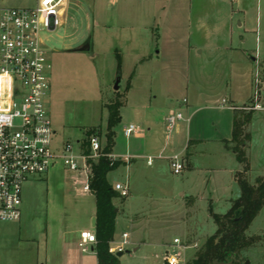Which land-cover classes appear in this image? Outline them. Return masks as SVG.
Instances as JSON below:
<instances>
[{"label":"rangeland","instance_id":"1","mask_svg":"<svg viewBox=\"0 0 264 264\" xmlns=\"http://www.w3.org/2000/svg\"><path fill=\"white\" fill-rule=\"evenodd\" d=\"M160 1L68 0L64 24L42 34L52 68L47 107L57 153L70 143L72 155L80 156L83 143L91 137L99 139L102 149L106 106L117 100L124 103L113 151L120 160L130 157L136 161L109 175L111 181H130V196L119 199V203L126 199V216L120 218L116 243L123 242L124 233L130 235L124 254L118 257L121 264H165L166 249L180 253L181 262L187 264L217 231L211 210L224 214L231 206L226 199L241 196L239 185L223 171L226 164L236 168L238 162L231 154L230 160L220 157L219 127L214 125L219 118L213 110L216 97L198 105L194 102L199 89L216 93L221 79L218 63L205 56L188 55L187 8L164 9ZM36 4L37 0H0V8ZM88 40L91 50L79 51ZM261 90L260 108L254 111L249 126L248 157L255 167L249 174L252 184L264 177V85ZM171 113H181L184 121L177 123L168 143L165 120ZM132 124L147 138L157 133L159 149H164L165 156L184 154L187 138L194 139L188 152L190 168L195 169L173 174L166 159L145 150V137H125V127ZM139 155H150L154 162L149 165L146 157ZM76 162L83 169L84 161ZM85 183L84 174L60 164L48 176L30 179L24 186L26 204L21 222H0V264H43L47 220L67 225V238L75 235L77 227L88 226L96 200L82 191ZM259 227L264 230V208L247 235L253 236ZM257 237L261 241L244 254L249 259L247 264H264V235ZM32 238L40 242L39 255L30 243ZM176 238L184 248L174 247ZM142 242L150 245H142L135 252L140 246L136 244ZM78 250L79 259L97 257L94 250L86 254Z\"/></svg>","mask_w":264,"mask_h":264},{"label":"built area","instance_id":"2","mask_svg":"<svg viewBox=\"0 0 264 264\" xmlns=\"http://www.w3.org/2000/svg\"><path fill=\"white\" fill-rule=\"evenodd\" d=\"M68 0H37L34 7L0 8V222L16 223L22 217L25 184L32 178L47 176L51 169L61 164L64 169L76 171L86 176L82 191L91 193L89 160L100 158L101 145L97 137L90 138V155L82 151L80 156L72 155L73 146L67 143L62 152L53 149L55 131L47 107L51 90L49 73L52 70L48 60V48L42 34L60 28L64 24L65 7ZM261 76L257 71L253 106L246 110L259 109L261 96ZM187 102V101H184ZM179 121H184L181 113H171L166 120V140ZM135 125L126 126L124 135L128 139L141 135ZM84 161L83 169L76 162ZM131 158H126L130 162ZM154 158L148 159L152 165ZM170 170L180 175L186 168L183 154L168 158ZM121 198L130 194V184L114 185ZM124 241L110 248V253L123 252L128 244V234ZM95 232L81 234L79 246L83 253H89L96 246ZM175 248H184L179 239ZM180 253L166 254V263L181 262Z\"/></svg>","mask_w":264,"mask_h":264},{"label":"crops","instance_id":"3","mask_svg":"<svg viewBox=\"0 0 264 264\" xmlns=\"http://www.w3.org/2000/svg\"><path fill=\"white\" fill-rule=\"evenodd\" d=\"M3 3H5V1H3ZM160 3L164 9H167L168 7H179L181 5L187 8L189 33L188 55L194 54L201 57L205 56L211 61L218 63L217 68L220 69L221 74L219 76L221 79L220 84L218 85L219 87L215 91L216 93L208 94L199 89L194 94V102L197 104L204 101H211V97H216V100H214L216 102V106H214L215 108H213V110L219 115V118L215 119L214 124L219 127L220 136L217 140L221 150H219V154L225 161L230 160L229 156L231 155L236 159L235 155L225 147V141H230L232 139L235 108L253 106L255 104L254 94L256 89L255 78L257 71H259L261 76V89L262 85H264V0H162ZM261 96L259 102L261 101ZM196 111H198V109ZM254 111L255 110H253V113ZM144 137L147 139L143 145L145 150L154 153V155L158 158H164L168 161V158L171 156H165L164 149H159V138L157 133H154V135L149 138L142 133L136 138ZM193 140L194 139L192 138H187V143L182 150L186 159L185 170L192 169L190 168L192 161L188 149ZM195 141H198V139ZM113 157L116 160H120V158L114 155V151ZM137 157L140 158L146 156L139 155ZM149 158L153 157L148 155L146 157L147 161ZM135 161L136 158H131L130 164ZM249 161L252 172L255 169L252 157L249 158ZM124 162L126 163L124 165L127 166L128 163L126 161ZM226 166L227 168H224L223 171L236 182V174L242 172V165L238 162V167L236 168L230 166V163L226 164ZM194 169L195 168L192 170ZM109 181L112 185L120 183L119 181H111L110 179ZM90 194L95 198L92 193ZM119 201V199L115 201L118 213L116 219V229L119 221L121 219L124 220L126 216V210L124 207L126 199L121 200L122 203H119ZM210 201L212 209L211 203L213 202V199ZM226 201L229 204L231 203L232 206V202L234 200L228 198ZM25 204L26 201L23 194L21 220L25 215ZM231 206L226 208V212L224 214L230 210ZM89 216V225L77 227L74 230L75 235L70 238H67L69 235L67 225H60L58 222L55 223V221L47 220L45 229L46 238L43 246V264H98L97 257L96 259L94 257L85 260L79 259L78 249L80 248L79 243L81 242V234L85 231L95 232L92 222L96 217V208ZM121 216L123 218H121ZM258 216L252 222L250 228H252ZM21 220L18 223H20ZM130 222H132L131 219ZM252 235H264V230L259 227V230ZM115 237L116 231L111 247L119 245L116 243ZM129 239L130 235L128 234L127 241ZM30 243L37 249L39 255L41 247L40 242L36 240V238H32ZM136 245L140 246L134 250L135 252L140 251L142 249V245L150 244L142 242ZM164 246L167 247L166 245H158V247ZM93 250L95 251V246L93 247ZM168 252H170V249H166L165 254ZM164 260H166V258Z\"/></svg>","mask_w":264,"mask_h":264},{"label":"trees","instance_id":"4","mask_svg":"<svg viewBox=\"0 0 264 264\" xmlns=\"http://www.w3.org/2000/svg\"><path fill=\"white\" fill-rule=\"evenodd\" d=\"M119 69L121 58L119 57ZM123 102L117 100L106 106L108 112L105 145L101 149L100 158L94 162L89 160L91 167L89 187L96 198V227L97 243L95 251L98 264H121L116 254L110 253L114 241L116 219L118 213L115 201L121 196L109 181V175L123 166L121 160L113 158L115 146V128L121 123V108ZM247 107V106H245ZM253 110L235 108L233 134L230 141H225V147L232 152L243 170L236 174V182L240 187L241 196L232 202L230 210L223 215L211 210L217 231L205 241L196 251L193 259L187 264H213L215 261L225 264H247L244 254L254 249L261 239L247 235L252 222L264 208V177H258L254 184L249 180L251 166L248 157L251 133L249 126ZM88 135H92L90 132ZM85 155H90V139L82 145ZM168 264V263H165Z\"/></svg>","mask_w":264,"mask_h":264},{"label":"water","instance_id":"5","mask_svg":"<svg viewBox=\"0 0 264 264\" xmlns=\"http://www.w3.org/2000/svg\"><path fill=\"white\" fill-rule=\"evenodd\" d=\"M92 48V44H91V40H88L80 49L79 51L81 52H88L90 51ZM116 90L119 89V80L117 81L116 83V87H115ZM117 212V210H116ZM93 227L95 228L96 227V217L93 219ZM124 253L123 252H119L117 253V257H121ZM213 264H225V263H220V262H217L215 261Z\"/></svg>","mask_w":264,"mask_h":264}]
</instances>
